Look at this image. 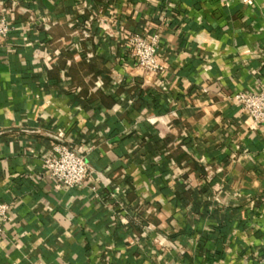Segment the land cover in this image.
<instances>
[{
  "label": "crops",
  "instance_id": "crops-1",
  "mask_svg": "<svg viewBox=\"0 0 264 264\" xmlns=\"http://www.w3.org/2000/svg\"><path fill=\"white\" fill-rule=\"evenodd\" d=\"M2 11L0 264H264V126L234 98L264 83V0ZM129 34L159 35L162 74L137 67ZM60 133L87 156L82 187L46 177Z\"/></svg>",
  "mask_w": 264,
  "mask_h": 264
},
{
  "label": "built area",
  "instance_id": "built-area-1",
  "mask_svg": "<svg viewBox=\"0 0 264 264\" xmlns=\"http://www.w3.org/2000/svg\"><path fill=\"white\" fill-rule=\"evenodd\" d=\"M247 3L250 0H230ZM14 32V27L7 14L0 12V41H6ZM84 37L90 39L91 33H83ZM159 35L148 37L135 34L125 35L126 46L133 52L137 61V67L144 73L158 76L164 72L160 64ZM235 100L255 120L257 126H264V83L258 91L250 93H238ZM57 143L54 154L44 161L46 177L51 179L58 188L73 189L84 186L92 177L93 171L87 160V156L78 153L65 133L57 135ZM99 193L98 188H94ZM11 205L0 203V236L4 234L6 225L12 223ZM128 224V222H126ZM163 244V236H156Z\"/></svg>",
  "mask_w": 264,
  "mask_h": 264
}]
</instances>
